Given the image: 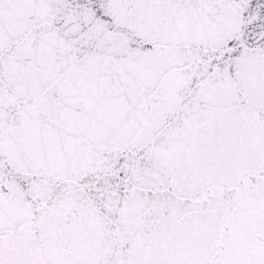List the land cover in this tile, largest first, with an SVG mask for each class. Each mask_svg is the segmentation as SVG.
<instances>
[{
    "label": "snow or ice",
    "instance_id": "1",
    "mask_svg": "<svg viewBox=\"0 0 264 264\" xmlns=\"http://www.w3.org/2000/svg\"><path fill=\"white\" fill-rule=\"evenodd\" d=\"M0 264H264V0H0Z\"/></svg>",
    "mask_w": 264,
    "mask_h": 264
}]
</instances>
